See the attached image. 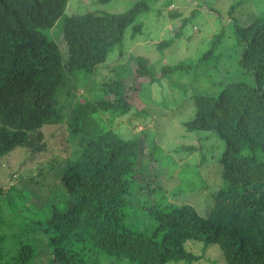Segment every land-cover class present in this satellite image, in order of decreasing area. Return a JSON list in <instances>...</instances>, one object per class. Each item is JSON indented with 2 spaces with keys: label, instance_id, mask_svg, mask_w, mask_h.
Masks as SVG:
<instances>
[{
  "label": "trees",
  "instance_id": "trees-1",
  "mask_svg": "<svg viewBox=\"0 0 264 264\" xmlns=\"http://www.w3.org/2000/svg\"><path fill=\"white\" fill-rule=\"evenodd\" d=\"M67 2L0 0V157L18 148L31 158L45 151L44 126L62 123L68 110L71 132L81 135L78 154L58 174L69 197L61 207L54 205L44 220L25 222L32 233L40 227L46 234L49 263L95 264L96 255L90 258L87 249L133 264H190L201 257L185 244L198 241L206 247L217 244L226 264H264V11L248 24L231 19L234 45L240 50L235 77L216 94L191 96L194 114L183 123L185 129L214 131L224 141L216 157L223 184L211 194V206L203 215L189 203L176 204L159 195L163 188L149 174L139 175V139L114 130L115 119L133 108V114L144 113L130 99L140 101L141 83L151 85L157 79L143 59L131 53L128 66L112 65L114 76L103 79L97 93L89 89L91 97L82 95L68 109L62 101L69 81H88L106 66L114 48L124 53L125 32L129 28L130 37L142 32L140 16L148 14L150 0H137L122 12L94 9L69 15ZM240 3H232L227 12L232 14ZM192 17L193 11L182 18L172 40ZM222 36L220 31L212 37L199 61L213 54ZM171 39L157 48L167 47ZM189 66L163 63L157 71L163 76ZM122 76L141 80L127 84ZM4 192L0 186V195ZM132 208L154 219L151 233L126 226L125 211ZM6 238L0 235V264L35 262V243L21 236L6 251Z\"/></svg>",
  "mask_w": 264,
  "mask_h": 264
},
{
  "label": "rangeland",
  "instance_id": "rangeland-1",
  "mask_svg": "<svg viewBox=\"0 0 264 264\" xmlns=\"http://www.w3.org/2000/svg\"><path fill=\"white\" fill-rule=\"evenodd\" d=\"M135 1L68 0L65 14L94 9L122 12ZM166 1L169 0H150L148 14L140 16L144 22L142 32L135 37L129 36V28L125 32L124 53L120 54L117 47L114 48L107 57L106 66L100 67L88 81L81 79L75 85L69 81V90H64L62 101L68 109L82 95L91 97L89 89L97 93L102 80L114 76L110 70L112 65L128 66L131 53L143 59L154 69L157 79L151 85L146 84V80L141 83L137 92L140 101L136 97L130 99L135 109L144 113L133 114V108L130 113L115 119L114 130L124 138L139 139V175L149 174L150 181L163 188L159 195L176 204L189 203L205 215L211 206V194L223 184L216 157L224 141L214 131H187L183 123L194 114L192 95L216 94L227 79L235 77L240 50L234 45L231 19L239 24L250 23L264 11V0H241L232 14L227 11L237 0H170L172 4L164 6ZM174 10L177 15L172 17L169 12ZM192 11L190 22L181 35L172 40L182 18L190 16ZM220 31L223 36L213 54L199 61L210 48L212 37ZM165 39H171L170 45L157 48ZM179 62L191 66L163 76L157 71L163 63L173 66ZM122 78L127 84L141 80L133 81L128 76ZM69 119L70 110L62 123L44 126L45 151L33 158L22 148L0 157V186L5 191L0 195V217L4 222L0 223V235H7L3 248L11 251L18 239L24 236L35 243L37 249L33 264H53L48 261L50 255L45 254L49 249L46 234L40 227L32 233L30 224L25 222L44 220L54 205L61 207L69 197L58 174L62 165L73 159L82 147L81 135L71 132ZM125 212L124 222L130 229L151 233L156 226L154 219L141 209L132 208ZM41 222L33 221V224L40 225ZM23 229L28 230L21 232ZM185 247L201 257L190 264H226L217 244L206 247L201 242L188 241ZM85 252L90 258L96 255L93 259L95 264H133L112 255L95 254L92 250L86 249ZM170 264L189 263L178 261Z\"/></svg>",
  "mask_w": 264,
  "mask_h": 264
}]
</instances>
